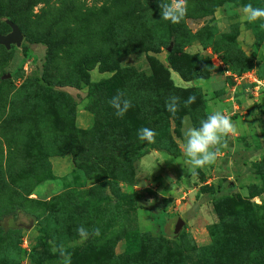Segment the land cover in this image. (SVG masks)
<instances>
[{
    "label": "rangeland",
    "instance_id": "1",
    "mask_svg": "<svg viewBox=\"0 0 264 264\" xmlns=\"http://www.w3.org/2000/svg\"><path fill=\"white\" fill-rule=\"evenodd\" d=\"M139 1L142 6L158 5V0ZM85 2V9L59 12L45 21L42 3L32 5L29 14L11 16L8 12L16 4L0 0V33L9 32L10 20L20 27L22 43L41 42L32 44L34 52L28 57L22 43L10 49L0 45V111L6 112L7 120L2 131H16L24 155L56 152L48 157L50 176L31 179L19 172L16 184L26 185L19 196L0 190V264H37L47 250L51 254L66 250L61 264H224V257L213 253L227 237L235 239L239 252L229 258L230 264H264V249L246 256L248 247L264 248L263 226L240 230L235 224L248 215L236 217L232 204L248 202L255 209L264 200V28L260 26L264 21L248 23L241 14L249 3L264 8V0H187L180 23L156 18L151 24L167 45H145L120 59L110 53L116 45L111 31L122 17L117 8L125 1ZM45 53L52 57L50 82L41 78ZM115 65L169 77L180 99L199 95L205 117L214 111L229 115L238 131L220 148L215 163L190 175L181 148L183 132L193 124L181 101L175 116L168 118L173 144L162 143L173 145L176 156L153 148L131 168L119 169L102 153L117 140L110 133L114 130L99 136L98 148H88L81 136L73 141L68 122L78 129L94 123L85 107L87 82L107 81ZM64 80L77 87L56 85ZM114 84L104 83L100 90L109 110L117 93ZM11 88L9 105L4 106L6 90ZM50 88L65 92L73 104L51 99ZM162 111L171 113L165 105ZM135 115L118 127L136 135L146 126ZM223 197L226 200L215 201ZM81 226L89 232L86 240L77 233ZM138 232H150L161 241L142 245L133 236ZM72 252L74 256H69Z\"/></svg>",
    "mask_w": 264,
    "mask_h": 264
},
{
    "label": "trees",
    "instance_id": "2",
    "mask_svg": "<svg viewBox=\"0 0 264 264\" xmlns=\"http://www.w3.org/2000/svg\"><path fill=\"white\" fill-rule=\"evenodd\" d=\"M114 1L118 2V0ZM124 1L125 3L117 8V10H119L122 14V17L119 18L112 26V39L114 38L116 45L112 48V50H110L111 55L116 59H120L129 53L141 51L142 47L145 45H149L153 48L156 47L155 44L167 45V41H163L158 32H155L151 27L153 21L156 18H160L158 5L148 3L146 6H142L139 0ZM10 2H12V5L16 4V7L10 8L8 12V15L11 16L22 13L29 14L32 5L42 3L43 8L41 10L45 12V21L52 19V17L55 18L56 14L59 12L64 14L75 12L81 8L85 9L84 5L86 3L85 0H10ZM170 36L175 38L177 37L174 32H172ZM37 42L41 43L36 40H27L22 43L23 55L25 57L30 56L34 52L32 44ZM51 58L52 57L49 53H45L42 56L41 78L49 82L48 65ZM222 61L224 63L229 62L226 57L222 58ZM112 69L115 72L107 81H103L101 83L87 82L90 85V89L87 95L88 101L85 107L93 114L94 123L88 129H78L73 123L68 122L66 129L70 137H72L73 141H77L78 137L81 136L84 138L85 143H88V148L92 149L100 147L98 138L102 133L114 130L110 133L117 140L112 144V146L102 149V153L104 158L113 160L114 163L120 167L119 169L131 168L134 161L149 153L150 149L153 148H163L165 152L176 156L177 153H173V145L164 146L162 144L164 141H167L169 144H173L169 137L168 118L175 116L173 113H170L169 115L164 114L162 111V105H165L167 98L171 95L181 97V94L176 93L175 86L172 85L169 77L160 79L158 73L156 72H153L152 74H145L141 71H137L132 66L119 67L115 65ZM175 69L180 73L182 78L186 80V76L182 68L176 66ZM118 80H120V83L114 84ZM35 83L36 86L39 85V83ZM104 83L105 85L114 84L113 86L117 88V92H123L124 98L129 99L132 103V107L128 109L123 117H119V119L115 114L116 110L111 105L109 106L111 109H108L106 96L104 93L100 92V90L105 87ZM56 85L61 87H77V85L70 82V80H64L62 82L58 81L56 82ZM12 89L13 88L6 90L4 96V106L9 105L7 102L9 98H7V96L10 95ZM47 95H49L51 99H54V101L63 102L65 105L73 104V100L67 97V94L63 91L50 88L47 91ZM184 96L186 97V95ZM199 98L200 97L198 95L195 100L196 103H192V106L189 105L187 107L184 105V99H180L183 104L182 106L187 109V113L191 114V121L194 126H199L197 117L205 118V112L203 111L204 107L201 104V99L199 100ZM5 114V111H0V190L2 191L3 189L7 194H9V196H19L18 191H20V188L26 187L23 182L21 183V187L16 184V182H19L17 180L21 179V176L19 177V172L30 175L31 179H37V177L40 176H50L51 171L49 169L50 164L48 157L56 154V152L46 153L39 151L36 154H22V150L19 148L21 143L18 142L20 138L18 137L16 131H12L11 133H4L2 131L1 125L7 123ZM135 114L142 117V125L154 130L156 134L154 143L140 141L137 138V134L130 135L125 128L118 127V125H124L126 120L136 118L137 115ZM23 157L24 159H20ZM74 161L76 162L75 158ZM17 165L20 166L21 169H18ZM197 171L198 173L200 172V170ZM222 200H226V198L223 197L215 199V201ZM232 204L233 213L236 217H241L242 214L248 215L246 220H242L241 223L235 224L240 230L251 229V227L255 225H262L264 230V200L262 205L258 207L255 205V207H257L255 209H253L248 202L240 201ZM89 223V227L92 228V231H95L96 225L93 222ZM6 226L11 225L7 224ZM133 236L138 237L139 242L142 245L161 241L160 237L153 236L150 232H138L134 233ZM236 246L237 244L235 243V239L227 237L225 241H223V244L219 245V249H217V251L213 254L215 257H224V264H230V259L233 260V256L239 253L236 250ZM263 249L264 248H262L261 245L258 247L256 245L250 250L248 247L246 256H250L252 251L259 254ZM66 254V250H63L60 254H51L47 250V255L39 259L37 264H61L62 261H64ZM172 254L174 255V252ZM69 256H74V252L70 253ZM176 256L177 255L175 254L173 258Z\"/></svg>",
    "mask_w": 264,
    "mask_h": 264
},
{
    "label": "clouds",
    "instance_id": "3",
    "mask_svg": "<svg viewBox=\"0 0 264 264\" xmlns=\"http://www.w3.org/2000/svg\"><path fill=\"white\" fill-rule=\"evenodd\" d=\"M160 18L163 21L178 24L185 17L188 5L187 0H158ZM242 17L248 23L264 21V8L254 7L251 3L246 4L241 9ZM261 28H264L262 23ZM195 96H189L184 101L185 107L195 102ZM180 97L171 95L167 98L165 108L175 114L179 108ZM116 110L118 117H123L132 103L124 98V93L118 91L109 101ZM238 131L237 124L231 117L221 111H214L206 115L199 121V126L189 124L183 132L182 154L186 158V163L190 165L189 173L192 176L198 175V169L215 163L218 153L227 139L233 137ZM155 132L151 128L142 127L137 132V138L147 143L155 142ZM163 162V161H162ZM150 203V202H149ZM99 234V229H96ZM77 233L82 240H86L89 232L83 226L77 229Z\"/></svg>",
    "mask_w": 264,
    "mask_h": 264
},
{
    "label": "water",
    "instance_id": "4",
    "mask_svg": "<svg viewBox=\"0 0 264 264\" xmlns=\"http://www.w3.org/2000/svg\"><path fill=\"white\" fill-rule=\"evenodd\" d=\"M7 24L10 28L9 32L6 34L0 33V45H3L6 49H10L11 45H21L23 40V34L18 27L17 24H15L12 21H7Z\"/></svg>",
    "mask_w": 264,
    "mask_h": 264
},
{
    "label": "crops",
    "instance_id": "5",
    "mask_svg": "<svg viewBox=\"0 0 264 264\" xmlns=\"http://www.w3.org/2000/svg\"><path fill=\"white\" fill-rule=\"evenodd\" d=\"M147 155H148V154H147ZM173 159H176V158L173 157Z\"/></svg>",
    "mask_w": 264,
    "mask_h": 264
}]
</instances>
